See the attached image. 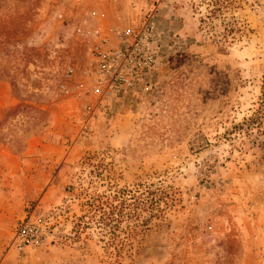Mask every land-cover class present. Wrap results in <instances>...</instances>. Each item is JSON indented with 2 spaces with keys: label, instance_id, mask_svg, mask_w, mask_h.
Masks as SVG:
<instances>
[{
  "label": "rangeland",
  "instance_id": "374dc122",
  "mask_svg": "<svg viewBox=\"0 0 264 264\" xmlns=\"http://www.w3.org/2000/svg\"><path fill=\"white\" fill-rule=\"evenodd\" d=\"M263 87L264 0H0V264H264Z\"/></svg>",
  "mask_w": 264,
  "mask_h": 264
},
{
  "label": "trees",
  "instance_id": "16d2710c",
  "mask_svg": "<svg viewBox=\"0 0 264 264\" xmlns=\"http://www.w3.org/2000/svg\"><path fill=\"white\" fill-rule=\"evenodd\" d=\"M231 129L241 134L243 144L246 142L244 140H247L250 145H257L264 153V87L257 102V107L253 109L249 116L243 118L242 122L234 124ZM123 194L121 196L116 193L105 199L89 203L91 208L94 207L93 209L98 214L99 222L102 225L106 226L110 221L120 219L124 214H130L131 210L139 205L136 198L129 201Z\"/></svg>",
  "mask_w": 264,
  "mask_h": 264
},
{
  "label": "built area",
  "instance_id": "2783aa9c",
  "mask_svg": "<svg viewBox=\"0 0 264 264\" xmlns=\"http://www.w3.org/2000/svg\"><path fill=\"white\" fill-rule=\"evenodd\" d=\"M27 228V227H26ZM26 228L23 230V232L26 230ZM30 230H32V229H30Z\"/></svg>",
  "mask_w": 264,
  "mask_h": 264
}]
</instances>
